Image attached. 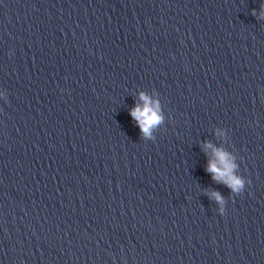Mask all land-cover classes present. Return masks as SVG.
<instances>
[{"label": "clouds", "instance_id": "1", "mask_svg": "<svg viewBox=\"0 0 264 264\" xmlns=\"http://www.w3.org/2000/svg\"><path fill=\"white\" fill-rule=\"evenodd\" d=\"M252 14L256 15L255 9ZM257 18L264 19V0L261 2V11ZM139 98L142 104L133 107L130 110V116L137 122L142 136L151 138L153 130L163 122V116L158 102H154L143 92L140 93ZM204 148L212 150L206 167V171L211 174L212 179L217 183H223L233 193L241 194L245 190L246 181L242 176L236 174L237 164L234 162V157L223 148L214 147L211 142H206ZM210 195L221 205L219 212L223 215L225 212L224 198L217 191L211 192Z\"/></svg>", "mask_w": 264, "mask_h": 264}]
</instances>
